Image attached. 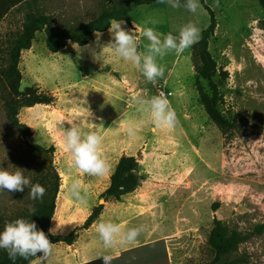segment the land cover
Here are the masks:
<instances>
[{
  "label": "rangeland",
  "instance_id": "1",
  "mask_svg": "<svg viewBox=\"0 0 264 264\" xmlns=\"http://www.w3.org/2000/svg\"><path fill=\"white\" fill-rule=\"evenodd\" d=\"M39 3L56 24L77 25L103 8L118 7L121 0ZM205 3L214 11L216 21L207 47L217 68L218 108L233 124L225 132L200 103L192 46L159 59L165 72L155 83L146 82L130 62L114 54L107 45L111 40L108 31L97 32L89 45L69 42L56 53L46 48V35L37 32L31 47L21 51L20 90L37 86L52 93L55 100L20 109L18 118L32 133L25 138L6 121V92L0 86V167L20 168L32 184L46 181L50 167L56 170L60 185L51 232L67 235L83 224L94 206L103 204L102 213L112 216L116 212V223L122 227L142 228L138 240L125 247L162 238L167 257L157 264H202L213 258L207 240L217 220L237 235L229 260L264 264V5L257 0ZM130 15L140 27H152L162 34L176 35L188 22L195 23L202 33L210 22L203 6L193 14L164 2L137 5ZM21 20L22 13L12 11L0 21V66L5 59L4 42L18 31ZM146 43L141 42L140 51ZM199 83L209 91L207 81L199 79ZM157 84L171 92L166 97L176 114L171 128L154 125L144 106L133 100L135 96L148 99L158 95ZM73 124L101 137V153L108 165L103 175L69 170L70 157L60 134ZM26 142L52 146L54 152L45 158L31 154ZM122 156L137 160L144 180L120 200L105 201L101 194ZM73 180L80 184L82 199L67 193L66 186ZM29 192L30 186L23 192L0 191V219L31 207ZM93 225L89 234L84 230L80 234L98 236ZM69 254L70 247L59 242L52 244L48 257L64 259Z\"/></svg>",
  "mask_w": 264,
  "mask_h": 264
},
{
  "label": "trees",
  "instance_id": "2",
  "mask_svg": "<svg viewBox=\"0 0 264 264\" xmlns=\"http://www.w3.org/2000/svg\"><path fill=\"white\" fill-rule=\"evenodd\" d=\"M257 1L260 5H264V0ZM156 2H162V0H121L118 7L103 8L93 18L76 25L71 22L56 24L51 14L45 12L39 0H0V21L12 11L22 13L18 31L10 34L4 42L5 46L2 47L5 51V59L3 65L0 66V86L6 92L3 110L8 125L17 129L21 136L25 138L30 136L32 134L30 128L25 123H21L18 118L20 109L22 107H32L36 104H51L55 100L52 93L41 90L37 86H25L20 90L22 79V74L18 68L20 54L22 50L31 47L37 32H43L46 35V48L51 53L58 52L69 42L85 46L93 40L96 32L107 31L112 19L123 20L131 25L130 11L133 6ZM201 4L208 11L210 22L202 31L199 42L191 48V60L197 77L196 90L207 116L220 130L225 132L233 127V124L223 117L218 108L221 95H219L217 84L214 82L217 68L207 47L208 34L214 31L216 25L215 14L205 3V0H201ZM199 79L208 82L209 91L203 89ZM242 120L243 123L247 122L245 118H242ZM26 148L29 153L43 158L52 155L54 152L52 146L45 148L39 144L29 142H26ZM47 173L48 179L39 182L45 188L42 200H33L31 207L18 211L6 219H0V228H3L5 223L17 218L31 219L39 229L45 232L52 244L62 242L71 245L77 239L79 231L87 229L98 218L104 205L94 206L83 224L67 235L52 234L49 228L56 207L60 177L52 167L49 168ZM143 180L144 175L139 170L137 160L133 156H122L116 163L110 177V184L102 192L101 197L105 201H118L122 196L134 191ZM30 209L35 210L33 215ZM237 241V235L232 234L226 226L216 220L207 240L213 252V258L202 264H235L234 261L229 260V255L236 246ZM38 253H36V256ZM35 257H29L27 260L17 257L13 261L6 251L0 250V264H30ZM166 257L165 239L161 238L121 251L116 258L112 259L111 264H157V262L165 260ZM83 264H102V261L94 259Z\"/></svg>",
  "mask_w": 264,
  "mask_h": 264
},
{
  "label": "clouds",
  "instance_id": "3",
  "mask_svg": "<svg viewBox=\"0 0 264 264\" xmlns=\"http://www.w3.org/2000/svg\"><path fill=\"white\" fill-rule=\"evenodd\" d=\"M162 2L167 3L172 9L183 7L186 12L193 14L202 8L200 0H162ZM216 3L218 4L219 0H216ZM123 24V20L112 19L110 21L108 32L111 40L107 45L117 57L130 62L143 79L150 83H155L164 75L165 68L158 63L159 59L170 53L181 54L201 39V29L193 22L182 25L176 35L172 32L158 33L152 27H140L136 24H134L136 34H133L132 30H125L122 27ZM144 40L147 43L144 44V50L140 51V44ZM133 100L144 106L151 122L157 127L171 128L174 126L176 114L165 96L155 95L148 99L135 96ZM60 135L63 148L70 157L69 170L76 169L79 173L93 176L103 175L107 171L108 165L101 153L102 139L97 133L82 132L73 124L65 128ZM14 168L15 170H9L0 167V191L23 192L26 187L30 186L29 198L42 200L45 188L38 183L32 184L30 178L25 176L20 168ZM66 190L71 198L82 199L80 184L77 181L73 180L69 183ZM30 212L33 215L35 210L30 209ZM93 227L105 249H110L117 244H133L142 233V228H125L111 219H102ZM52 234L55 233L52 232ZM0 250L6 251L13 261L17 257L25 260L35 257L37 252L43 254L41 257H47L51 253L52 242L34 221L17 218L0 228ZM95 259H100L102 264H111L113 257L101 254Z\"/></svg>",
  "mask_w": 264,
  "mask_h": 264
},
{
  "label": "crops",
  "instance_id": "4",
  "mask_svg": "<svg viewBox=\"0 0 264 264\" xmlns=\"http://www.w3.org/2000/svg\"><path fill=\"white\" fill-rule=\"evenodd\" d=\"M143 5H145V4H143ZM134 7L135 6H133L132 8H134ZM131 11H132V9H131ZM130 19H131V25H128L124 21V24L122 25V27H124L125 30L134 31L131 26L135 27L134 24L139 26V23L135 22L134 18L131 17V15H130ZM104 32H106V31H104ZM95 34H97V32ZM92 41H90L86 45H89ZM108 81L110 84H113L112 80L109 79ZM36 105H38V104H36ZM104 214H105V211H104V213L101 212V214L96 219V223L99 222L98 220H101V219L107 220V218L110 219L111 217H113V219H114L113 221L116 222V212H114V214L112 216H109V215L107 216ZM92 225H93V223L90 226H92ZM90 226L87 229H82V230L87 231L86 233H88ZM80 231H79V235H78L77 239L71 245L65 244L66 248L70 247V251L72 253V254L67 255L66 258H64V259H62V258L61 259H59V258L50 259L48 256L47 257H41L43 254L40 253L30 262V264H83V263L94 260L97 255H101V254H108V255H111L113 258H116V256H118L121 251L135 247V246L125 247L126 245H115L110 249H105L98 236H96V237L94 235L93 236H85V234H80Z\"/></svg>",
  "mask_w": 264,
  "mask_h": 264
},
{
  "label": "built area",
  "instance_id": "5",
  "mask_svg": "<svg viewBox=\"0 0 264 264\" xmlns=\"http://www.w3.org/2000/svg\"><path fill=\"white\" fill-rule=\"evenodd\" d=\"M156 88H157L158 95H163L165 97H167L168 95H171V92H167L165 87H163L161 84H157Z\"/></svg>",
  "mask_w": 264,
  "mask_h": 264
},
{
  "label": "bare ground",
  "instance_id": "6",
  "mask_svg": "<svg viewBox=\"0 0 264 264\" xmlns=\"http://www.w3.org/2000/svg\"><path fill=\"white\" fill-rule=\"evenodd\" d=\"M259 57V56H258ZM262 59V58H261ZM260 62V61H259ZM262 63H264V62H262ZM263 69H264V67H263ZM63 181V180H62Z\"/></svg>",
  "mask_w": 264,
  "mask_h": 264
}]
</instances>
